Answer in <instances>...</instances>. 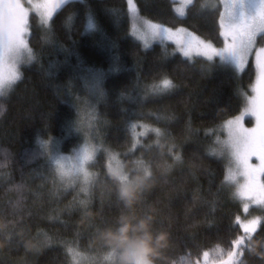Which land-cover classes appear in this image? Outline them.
Listing matches in <instances>:
<instances>
[{
    "label": "trees",
    "instance_id": "obj_1",
    "mask_svg": "<svg viewBox=\"0 0 264 264\" xmlns=\"http://www.w3.org/2000/svg\"><path fill=\"white\" fill-rule=\"evenodd\" d=\"M91 2L97 4L99 0ZM137 2L140 14L146 18L166 24L183 23L215 39L214 9L205 7L202 15H193L189 8L185 19L176 14L175 0ZM108 3L118 5L119 0H108ZM200 3L201 0H196L193 9L199 8ZM65 16L66 11L56 17L55 36L51 41L48 33L34 29L32 45L41 54L40 63H33L24 71V79L10 99L0 100L3 104L0 110V244L4 245L0 249V264H67L64 248L56 241L73 237L77 232L81 249L91 259L134 245L149 264H196L203 249H208V253L214 249L230 250L231 238L239 231L238 226L231 223V217L239 210L240 202L228 198L231 185L217 189L226 157L202 154L212 137H223L222 128L209 137L204 136L203 129L217 124L226 114L239 111L242 97L237 89L247 86L250 71L236 76L231 67L223 64L208 73L199 60L195 65L179 62L172 55L162 60L164 53L172 52V44L155 42L147 49L140 48L139 41L124 35L128 27L126 20L119 25L108 22L111 40L105 42L102 50L93 44L95 36L81 33L79 20L70 32L63 27L61 22ZM62 46L78 49L86 63L103 60L105 68L109 67L108 56L113 52L119 56L118 71L109 76L106 95L97 104L93 129L98 130L105 145L121 153L123 171L128 174L127 188L108 172L102 151L95 162L88 165L95 175L87 194L79 191L78 183L67 192L61 190L59 199H55L50 195L51 183L45 179L50 173L45 169V175H40L43 157L39 156L35 137L42 124L47 123L48 131L58 138V147L65 154H70L78 141L77 135L64 123L68 106L62 101L66 95L64 77L68 65ZM70 59L75 60L74 57ZM161 65L166 66L181 88L172 94L160 98L149 96L140 102L138 90L130 87L131 82L138 72L141 80H150ZM50 67L53 70L59 67V73L46 74ZM121 91L126 95L121 96ZM128 94L136 99H129ZM218 109L226 111L218 112ZM189 110L191 127L199 132H191L192 139L184 148L182 164L165 172L160 149L154 144L146 143L135 153H124L129 119L154 122L149 112L175 113L180 120L169 122L168 126L179 142L189 134L184 126V116ZM92 115L88 112L89 119ZM46 136L44 133L42 138ZM5 150L11 153L10 163ZM141 153L143 159L152 162L150 176H144L143 168L134 162ZM17 169H23L29 177V191L23 194V201L19 191L10 189L9 182L4 179L9 170L19 179ZM197 185L199 195L193 200ZM78 200H87V206L82 208ZM70 202L76 205L74 211H64L60 219L44 221L46 232L54 241L48 246L36 252H24L23 248L15 249V236L10 241L5 239L9 231L15 232L17 227L28 222L27 218L16 221L18 214L39 210L47 216L50 210L54 213L56 208H64ZM259 216L262 217L259 230L245 237L243 254L237 253L234 264H264V213ZM13 221H16L15 227Z\"/></svg>",
    "mask_w": 264,
    "mask_h": 264
},
{
    "label": "snow or ice",
    "instance_id": "obj_2",
    "mask_svg": "<svg viewBox=\"0 0 264 264\" xmlns=\"http://www.w3.org/2000/svg\"><path fill=\"white\" fill-rule=\"evenodd\" d=\"M195 2L196 0H183L182 4L173 5V8L185 19L189 8L193 15H202L205 7L214 9L212 20L215 39L183 23L166 24L146 18L140 14L137 0H119L118 5L108 3V0H99L97 4H93L91 0H0V100L10 99L23 81L24 71L33 63H40L41 54L32 45L34 29L48 33L47 38L51 41L55 36V19L65 11L62 26L70 32L79 20L81 33L95 36L93 44L102 50L106 47L105 42L111 40L108 22L119 25L122 20H126L128 27L124 35L139 41L142 49H147L150 42L157 39L173 42L172 52L164 53L162 60H166L169 55L188 65H195L199 60L208 73L217 65L223 64L230 65L236 76H240L245 70L250 71L247 86L237 89L242 97L239 111L236 114H226L217 124L203 129L205 137L211 136L220 128L225 132L223 137H212L202 154L207 157H227L219 174L217 189L231 185L228 198H239V210L231 217V223L238 226L239 231L231 238L230 250L219 261V264H234L237 253L243 254L245 237L253 235L260 227L262 217H248V209L252 206L264 208V0H201L199 8L193 9ZM62 47L65 63L68 65V72L64 77L66 95L62 101L68 106L64 123L69 131L77 135V146L72 155L60 151L59 140L48 131L47 123L41 125V131L35 137L40 149L39 156L43 157L40 175H45V169L50 173L45 179L51 183L50 195L55 199H59L61 190L67 192L69 188L75 187L77 176L81 181L80 191L86 194L89 192L95 173L88 165L95 162L100 151L103 152L110 174L121 182L128 177L123 171L121 153L105 145L98 130L95 135L92 131L97 104L106 95L105 84L109 76L118 71L119 56L114 52L108 56L109 67L105 68L102 66L103 60L86 63L78 49ZM73 57L74 62L70 59ZM59 71V67L54 70L50 67L46 74L55 76ZM130 87L138 90L139 100L144 102L149 96L160 98L172 94L181 88V84L167 71L166 66L161 65L159 72L154 73L150 80H141L138 72ZM120 95L124 96L126 93L121 91ZM128 95L129 99H136ZM0 110H3L2 103ZM85 110L93 114L88 122L83 118ZM225 111L226 109H218V112ZM149 115L154 117V122L141 119L127 121V147L124 153H135L138 148H144L146 143L154 144L163 157V170L171 171L174 166L183 163L184 148L192 139L191 132L198 133L199 129H192L189 110L184 116V126L189 134L178 142L168 123L178 122L179 115L159 111L149 112ZM245 117L250 118L251 126L245 124ZM44 133H47L46 138H42ZM5 151L7 162L10 163L11 153ZM76 160L79 161L78 164L74 163ZM134 162L137 167L143 168L144 176L151 175L152 162L143 159L142 153ZM17 171L19 179L15 178L12 170L4 174V179L9 182L10 189L19 191L20 200L23 201V194L29 191V177L23 169ZM195 192L193 200L198 198L199 185ZM78 204L83 208L88 201L78 200ZM75 207L70 202L64 208H56L54 213L50 210L47 216L39 210L18 214L16 221L27 218L28 222L17 227L15 232L9 231L5 239L10 241L15 236V249L23 248L24 252L39 251L54 242L46 232L44 221L60 219L64 211L72 212ZM16 221L12 222L14 227ZM56 242L64 248L67 264H80V258L86 255L80 247L78 232L73 237H63ZM3 248L4 245L0 244V249ZM207 259L208 249H203L197 264Z\"/></svg>",
    "mask_w": 264,
    "mask_h": 264
},
{
    "label": "rangeland",
    "instance_id": "obj_3",
    "mask_svg": "<svg viewBox=\"0 0 264 264\" xmlns=\"http://www.w3.org/2000/svg\"><path fill=\"white\" fill-rule=\"evenodd\" d=\"M182 2H183V0H175V4L174 5H180V4H182ZM176 14L179 15L177 12H176ZM155 42H168V43H171L172 46L174 47L173 42H170V41H167V40L161 41L159 39L151 41L149 46L152 45ZM173 47H172V49H173ZM228 66L231 67L230 65H228ZM83 118H84L85 122L89 121V117H88V112L87 111L85 112ZM247 120H249V123H248ZM244 122H245V124L247 126H251L252 121L250 120V118L245 117ZM92 131H93V134L95 135L96 132H97V129L94 128V129H92ZM221 131H222L223 136H225L224 130L222 129ZM72 154H73V150L70 152V154H67V155H72ZM225 159H227V157ZM74 163L78 164L79 161L76 160V161H74ZM65 166L66 167L68 166L67 162H65ZM74 182H75V184L79 183V185H80L79 191H80L81 181H80L78 176L75 178ZM121 183H122V187H124V188H127V186L129 185L127 180L124 181V182H121ZM80 192L82 193L83 191H80ZM237 199L239 200V198H237ZM247 212H251L254 215H260V214L264 213V208H260V207H257V206H252V207H250L248 209ZM252 214L249 213V215L247 214V216L251 217V216H253ZM228 251L229 250L224 251V250H221V249H214L213 251L208 253V259L204 260V261H201V264H210V262H216V264H219V261H221V259L227 254ZM102 256L103 257L95 258V259H91V258H88L86 256H83V257L80 258V264H93V263L97 264V262L98 263L101 262V264H149L148 261L145 258V255L141 252L140 249H138L134 245H128L127 247H125L123 249H120L118 251L115 250V251H112V252H108V253H106L105 255H102ZM196 264H197V262H196Z\"/></svg>",
    "mask_w": 264,
    "mask_h": 264
}]
</instances>
